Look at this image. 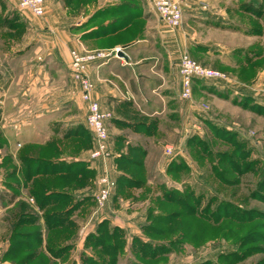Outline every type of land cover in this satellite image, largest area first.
Listing matches in <instances>:
<instances>
[{"label":"crops","instance_id":"0c3cea01","mask_svg":"<svg viewBox=\"0 0 264 264\" xmlns=\"http://www.w3.org/2000/svg\"><path fill=\"white\" fill-rule=\"evenodd\" d=\"M175 1L183 10L178 29L161 21L150 0H44L42 17L20 9L18 0H0V136L19 171L20 156L62 168L24 179L18 187L24 196L22 204L39 216L44 238L60 230H45L46 210L28 202L39 189L86 196L66 222L81 227L79 249L89 235H98L102 223L110 230L118 228L122 236L133 232L137 238L134 230L146 218L145 209L153 205L126 201V195L138 196L146 187L128 186L122 179L147 176L151 187L154 172L149 164L158 146L170 147V139L177 134L179 145L187 146L189 114L195 108L192 100L181 98L180 59L189 54L207 63L218 52L220 43L203 41L199 34L218 29L235 37V0ZM115 48L123 49L122 59L93 65L88 71L93 99L111 114L106 125L117 186L102 218L95 214L94 199L103 166L91 159L94 144L86 125L88 105L72 77L70 54ZM214 85L197 81L194 90L213 97ZM164 158L168 166L172 160ZM144 204L139 211L136 206ZM72 208L63 202L50 207L56 212ZM84 210L88 215L82 222L74 211Z\"/></svg>","mask_w":264,"mask_h":264},{"label":"rangeland","instance_id":"374dc122","mask_svg":"<svg viewBox=\"0 0 264 264\" xmlns=\"http://www.w3.org/2000/svg\"><path fill=\"white\" fill-rule=\"evenodd\" d=\"M214 30L199 34L203 41L213 39L222 45L209 62L187 55L220 71L225 80L213 81V97L193 87L191 98L185 99L192 100L195 108L189 114L187 146L179 145L178 134L170 139V147L158 146L149 164L154 172L152 186L144 176L139 180L146 192L125 197L126 201H150L153 206L147 210L145 204L136 206L146 213L134 230L137 238L133 232L122 236L118 250L110 256L93 239L79 249L81 227L77 225L63 241H57L59 233L44 238L39 216L32 208H21L24 196L18 187L25 180L23 175L9 176L16 166L13 157V165L6 163L11 153L0 136V264H264V0H235V37ZM165 155L173 161L172 171ZM12 193L16 194L13 201ZM165 193H171L174 204L160 203ZM85 197L74 196L66 206ZM28 202L37 205L32 196ZM187 208L195 212L193 218L186 215ZM171 211H183L182 219H170L168 224L154 221L156 214ZM76 212L84 222L86 210ZM22 214H32L33 224L17 226ZM107 228L104 234L108 235L113 228ZM17 232L28 237L20 240L14 237ZM16 243L31 249L12 252Z\"/></svg>","mask_w":264,"mask_h":264},{"label":"built area","instance_id":"2783aa9c","mask_svg":"<svg viewBox=\"0 0 264 264\" xmlns=\"http://www.w3.org/2000/svg\"><path fill=\"white\" fill-rule=\"evenodd\" d=\"M150 1L154 11L166 25L172 29H177L182 25L183 10L179 2L175 0ZM18 2L20 9L27 10L36 17L45 15L44 0H18ZM123 53L122 48H115L111 50H73L70 54L72 77L80 84L82 99L88 105L86 125L92 133L94 144L91 159L100 161L103 166L98 181L99 191L96 195L97 207L95 214L97 215H100L106 209L117 184L110 168V137L106 125V122L111 118V114L102 111L99 103L93 99L94 84L88 75V71L93 65L105 64L112 59H122ZM179 74L182 83V99L191 98L194 84L197 81L225 80L223 73L195 61L187 54H183L180 59Z\"/></svg>","mask_w":264,"mask_h":264},{"label":"trees","instance_id":"16d2710c","mask_svg":"<svg viewBox=\"0 0 264 264\" xmlns=\"http://www.w3.org/2000/svg\"><path fill=\"white\" fill-rule=\"evenodd\" d=\"M20 160H21V164H22V168L19 171L17 167H13V169H10L9 171V176H13L15 177V175H17L18 173H22L23 178L27 179V180H31L32 178H34L35 176L40 175L41 173H49L50 170L54 171V172H59L62 171L61 167H55L52 166L53 164L50 162H37L33 159H29V158H24L22 156H20ZM6 163L8 165H13L12 163V158L8 157ZM172 166L169 168L170 171H172L173 168V161L170 163ZM92 178V176L90 177ZM140 178H124L123 177V182H125V184H127L128 186H134V187H140L143 186L141 184V181L139 180ZM86 182V180H85ZM171 193H165L164 194V198L161 199V204H169L172 205L174 204L175 200L173 199L172 195H170ZM31 196L34 197V199L37 201V204L39 205V207L42 210H46V223H47V228L49 231H53L55 232L56 230H61L59 232V239L62 238H67V236H69L70 234H68V232H71V230H73V226L75 227L76 224H73V222H68L69 224H66L67 222V217L70 216L73 213V209H75L82 201H77L74 205L73 208L71 210H64V211H54L53 209H51L52 211H49L48 209H50L51 205L55 204L56 202H63L65 205L68 204L67 201L69 200H74V197H72L70 194L67 193H46L45 191L39 189L37 191H33L31 193ZM1 198L3 197L0 196ZM16 198V194L12 193L10 199L13 201ZM86 200V199H85ZM160 206V205H159ZM188 206V205H186ZM189 207V206H188ZM21 208L22 209H26V205L25 204H21ZM186 207L183 205V210H185ZM188 209V214H186L188 217H194L195 216V212H191V210L189 208ZM150 213L152 214V211H150ZM150 214L151 218L152 215ZM183 211L181 214L179 213H175L174 211H171L169 213H162V214H158L155 215V217L153 218L155 222H163L164 224H168V222H170V219H174L175 221H179L182 219V215ZM23 215V214H22ZM18 218V223L17 226L21 225L23 222L26 223H30L33 224V220L30 219V217H32V214H24L23 217ZM26 220V221H25ZM32 222H29V221ZM58 220V221H57ZM164 220H167L164 222ZM174 222V221H172ZM107 224L106 223H102L98 229V235L95 234V236H93V234L89 235L88 239H87V243L89 241H91L92 239L96 241L95 246L100 248V251L105 254L106 256H110L111 254L116 253V251L119 248V243L122 240V233L118 228H114L112 233L110 234H104L107 231ZM106 230V231H105ZM159 232H163V231H159ZM31 235V234H30ZM14 237L19 238L20 240H23L25 238H27V234L20 232V233H16ZM41 240V239H39ZM38 240V246L40 247L42 244V240L39 243ZM56 241V242H57ZM61 241V240H60ZM15 246L13 247V251H16L17 249L19 250V248H23V249H31V247H29L28 245H24L22 243H16L14 244ZM68 247H63L61 248V253H64L67 250ZM40 249V248H39ZM52 252H54V250H51ZM154 251V250H153ZM151 254H153V258H157V254L156 252H152ZM29 260L30 257H29ZM31 262V261H30Z\"/></svg>","mask_w":264,"mask_h":264}]
</instances>
